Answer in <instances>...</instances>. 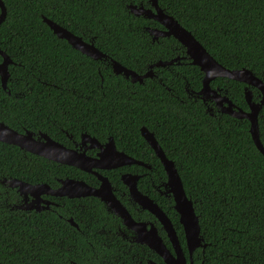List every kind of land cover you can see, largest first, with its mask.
<instances>
[{"label": "trees", "instance_id": "1", "mask_svg": "<svg viewBox=\"0 0 264 264\" xmlns=\"http://www.w3.org/2000/svg\"><path fill=\"white\" fill-rule=\"evenodd\" d=\"M0 1L5 9L0 51L11 60L5 90L0 82V122L19 133H44L60 144L66 134L77 140L85 133L101 142L112 138L117 148L145 162V153L151 154L147 163L152 171L139 177L137 188L166 214L187 259L172 198L157 192L164 189L166 176L140 135L145 127L174 162L198 217L206 247L193 252L192 263L264 264V156L251 140L249 122L215 107L207 111L210 102L205 107L196 95L203 75L190 60L155 69L156 77L141 84L112 72V61L142 74L159 60L186 56L172 37L153 39L148 29H163L157 22L129 12V5L150 8L149 0ZM157 5L221 66L248 69L264 83V0H157ZM42 17L91 42L106 59L93 60L74 50ZM210 87L248 111L245 84L215 78ZM247 91L252 102L261 100L256 88ZM257 123L264 147V103ZM140 148L141 156L135 155ZM122 171L101 173L113 188L125 189ZM65 177L95 181L74 167L0 142V264H164L145 246L120 254L134 244L115 236L120 221L99 200L64 199L47 211L28 212L15 208L22 197L2 183L18 179L54 189ZM127 210L133 218L153 222L171 249L153 216Z\"/></svg>", "mask_w": 264, "mask_h": 264}, {"label": "water", "instance_id": "2", "mask_svg": "<svg viewBox=\"0 0 264 264\" xmlns=\"http://www.w3.org/2000/svg\"><path fill=\"white\" fill-rule=\"evenodd\" d=\"M149 1L150 8L129 5L128 10L134 16H142L146 19H151L163 27L162 30L148 29L153 39H157L158 37H172L184 48L185 54L190 60L191 65L198 67L203 75L201 88L196 92V95L202 102H212L221 114H226L234 119H246L249 122L251 140L256 149L264 156V147L259 139L257 123L258 113L264 103V83L256 78L248 69L231 70L221 66L203 46L195 40L190 32L181 27L173 17L167 15L158 7L157 0ZM4 16L5 9L0 1V23L3 21ZM42 21L58 39L65 40L74 50L93 60L106 59V56L98 51L91 42H84L80 37L73 35L68 30L49 19L42 17ZM0 56L2 57L0 63V82L2 88L5 90L9 77L7 66L11 63V60H9L2 51H0ZM176 60L177 58L170 61L159 60L150 65V70L142 75L114 61L111 62V68L115 75H122L126 80L129 79L131 82L141 83L143 79L153 76L152 68H163L173 64ZM215 78H226L245 84L244 100L248 106V111L236 108L225 94H221L219 90L211 88L210 82ZM247 87H253L260 91L262 98L258 103L252 102L251 93L247 91ZM211 109L212 108L208 107L207 111ZM140 135L152 149L164 170L166 176L164 183L165 192L172 197L173 209L177 213L178 222L182 227L188 254L187 259L179 244L175 230L166 214L151 199L138 191L136 185L138 177L136 175L124 173L121 175V181L123 185L127 187L128 194L133 202L155 217L166 234L171 251L166 247L152 224L133 220L126 208L114 196L112 186L107 177L97 173V170H108L124 165L136 164L145 166L142 162L136 161L121 152H116L111 138L103 148L99 145L94 146L96 140L88 134L83 133L81 135V145L90 142L92 146L98 147L100 150L96 158H92L87 156L84 151L81 152L64 147L44 133L39 132L36 135L30 131L19 133L0 122L1 143L16 146L24 152L92 174L99 181V186L97 189H92L83 181L70 178L59 179V187L55 189L49 188L46 184L33 185L18 179L3 180L2 183L10 188L16 189L18 194L22 197V203L15 207L20 210H36L40 212L41 210L49 208L50 203L41 199L40 196L42 194L55 197L65 196L68 198L94 196L103 203L108 212L122 221L125 229L131 230L134 233L132 238L135 243L143 245L153 251L161 258L164 264H193V252L198 248L203 250L206 244L203 243L202 236L200 235L198 217L194 213L192 201L185 195L174 162L166 157L153 133L149 132L145 127H141ZM92 146H87L86 148H91ZM28 196L33 198L29 202H27ZM68 221L74 225L72 219ZM146 264L156 263L149 260Z\"/></svg>", "mask_w": 264, "mask_h": 264}, {"label": "flooded vegetation", "instance_id": "3", "mask_svg": "<svg viewBox=\"0 0 264 264\" xmlns=\"http://www.w3.org/2000/svg\"><path fill=\"white\" fill-rule=\"evenodd\" d=\"M153 30H162V28H154ZM159 38V37H158ZM157 38V39H158ZM161 38H163V37H161ZM156 39V40H157ZM155 41V40H154ZM174 50V49H173ZM3 52V51H2ZM185 53V52H184ZM5 54V53H4ZM6 55V54H5ZM175 58H177V60L173 63V64H171V65H169L170 67L172 66V65H179V64H181L182 63V61H185V62H188L189 61V59L187 58V56H175ZM0 59H1V61H2V57L0 56ZM9 59V58H8ZM174 58H172V60H173ZM10 60V59H9ZM101 60H105V59H101ZM1 61H0V63H1ZM170 61V60H169ZM10 65V64H9ZM150 65H152V64H150ZM150 65H148L147 67H146V69H145V71H144V73L145 72H147L148 70H150ZM169 66H166V67H169ZM160 68V67H159ZM159 68H157V67H154V68H152V74H153V76L151 77V78H146V79H152V78H154V77H156V74H155V69H159ZM163 68H165V67H163ZM7 70H8V66H7ZM144 73H142V74H144ZM139 74V73H138ZM142 74H139V75H142ZM146 79H143L142 80V82L141 83H143V81L144 80H146ZM129 80V79H128ZM130 82H131V80H129ZM131 83H139V82H131ZM141 83H139V84H141ZM214 89H218L217 87H214ZM188 94H191L192 96H193V94L191 93V92H188ZM210 102V101H209ZM201 103H203L204 105H205V107H207V102L205 101V102H202L201 101ZM214 104L212 103V102H210V105H208L209 107H211L212 109L211 110H209V112L211 113V111L213 110V109H215L216 107L215 106H213ZM215 107V108H214ZM215 111H218L217 109H215ZM38 134V133H37ZM83 134V133H82ZM82 134H80L79 135V137H78V139L76 140V139H74L73 138V136H71V135H67L66 134V137H67V139H66V141H64V144H62L64 147H66V148H68V149H72V150H76V151H81V152H85V154L87 155V156H89V157H92V158H96V156H97V153H99L100 152V150L98 149V147H94V146H96V145H99V146H101V147H103L104 148V146H105V144H107L108 143V141H109V139H108V141L106 140V141H103V142H101V141H98L95 137H92V138H94L95 140H96V144L94 145V146H92L91 145V143L90 142H87V143H85L84 145H81V143H80V140H81V135ZM90 136V135H89ZM112 139V138H111ZM113 140V139H112ZM145 141V140H144ZM113 143H114V141H113ZM87 146H92L91 148H86ZM114 147H115V150H116V152H121V153H123L124 155H126V156H128V157H130V158H132V159H134V160H136V161H139V162H142L143 164H145V166H139V165H136V164H132V165H124V166H121V167H117V168H112V169H108V170H97V173H99V174H101L102 176H105L104 174H102L101 172L102 171H106V172H108V171H115V170H118V169H125V171H122V172H120V176H119V179H120V181H121V175L122 174H124V173H129V174H132V175H136L137 177H138V180H139V177L142 175V174H147V173H150L151 171H152V167H151V165L150 164H148L147 163V160H149L152 156H151V154H147V153H145V155H144V157H145V160H146V162L145 161H143V160H140V159H138V158H136V157H134V156H132V155H129L128 153H126V152H124V151H122V150H120L119 148H117V146L115 145V143H114ZM147 147H149L148 145H147ZM84 148H86V149H84ZM150 148V147H149ZM151 149V148H150ZM151 151H152V149H151ZM147 152V151H146ZM141 154H142V151H141V148L140 149H138V150H135V155H137V156H141ZM152 155L153 156H155V154H154V152L152 151ZM156 157V156H155ZM157 158V157H156ZM158 159V158H157ZM145 162V163H144ZM134 166H137V167H139V168H141V169H143L144 170V172H141V173H138V172H136L134 169H133V167ZM148 167V168H147ZM83 172V171H82ZM87 174H89V173H87ZM90 176H92V177H94V179H95V181L93 182V184H88V183H86L85 181H83V180H81V179H77V178H71V177H65V178H70V179H75V180H80V181H83L84 183H86L88 186H90V188H92V189H97L98 188V186H99V181L97 180V178L94 176V175H92V174H89ZM105 177H107V176H105ZM65 178H63V179H65ZM108 179V178H107ZM109 180V179H108ZM138 180H137V182H138ZM110 182V181H109ZM121 183H122V181H121ZM165 183V182H164ZM164 183H163V188H164ZM111 184V183H110ZM122 185H123V183H122ZM137 185V184H136ZM112 186V185H111ZM124 187H125V189H115V188H113V186H112V189H113V194H114V196L119 200V202L126 208V210H127V208H129L130 209V211H131V213H133V214H136L137 215V212H139V211H145V210H143V209H141L135 202H133V200L130 198V196H129V194H128V190H127V187L125 186V185H123ZM153 187H155V185H152ZM57 187H59V184H58V186ZM56 187V188H57ZM157 187V186H156ZM50 188V187H49ZM51 189H53V188H51ZM55 189V188H54ZM138 189V188H137ZM138 191L141 193V194H143V195H145V196H147L149 199H151L155 204H157L149 195H147V194H144L143 192H141L139 189H138ZM157 192H158V194L159 195H165V196H170L169 194H167L166 192H165V188L163 189V190H157ZM21 197V196H20ZM41 199L42 200H45V201H47V202H49L50 204H49V208H47V209H44V210H41V211H47V210H49L50 209V207L51 206H56V205H58V202H62V200H64V199H66V200H71V201H76V200H84V199H87V198H95V199H97V200H99L98 198H96V197H94V196H81V197H79V198H68V197H65V196H61V197H55V196H50V195H46V194H42L41 196ZM171 197V196H170ZM172 198V197H171ZM33 198L31 197V196H28V199H27V202H29V201H31ZM100 201V200H99ZM173 201V200H172ZM101 202V201H100ZM21 203H22V199H21ZM102 203V202H101ZM158 205V204H157ZM105 207V206H104ZM158 207H159V205H158ZM106 208V207H105ZM160 208V207H159ZM161 209V208H160ZM162 210V209H161ZM23 211H28V212H31V211H36V210H23ZM128 211V210H127ZM37 212V211H36ZM108 212V211H107ZM147 212V211H146ZM110 213V212H109ZM129 213V212H128ZM149 213V212H148ZM130 214V213H129ZM150 214V213H149ZM131 215V214H130ZM151 215V214H150ZM151 216H153V215H151ZM132 217V216H131ZM154 217V216H153ZM118 218V217H117ZM133 218V217H132ZM119 219V218H118ZM69 219H67V222H68V224H69V226L70 227H72V228H74V229H76V230H78L79 229V226H78V224H77V222H75V221H73V219H72V222L74 223V225L73 224H71L69 221H68ZM133 220L134 221H138V222H144V223H147V224H152L155 228H156V230H157V232H158V235L160 236V234H159V231H158V228L156 227V225L153 223V222H148V221H142V220H139V218L137 217H134L133 218ZM154 220L156 221V219H155V217H154ZM119 224L117 225V229H116V233H115V236H117V237H119L120 239H122L123 241H127V242H130V243H132V244H134V245H130V247L126 250V251H124L123 249H120V254H126V253H131L132 252V249L131 248H133V246H140V248H143L144 249V247H143V245H139V244H137V243H135L134 241H133V235H134V233L131 231V230H127V229H125L124 228V226H123V224H122V221L119 219ZM65 222V221H64ZM157 222V221H156ZM158 223V222H157ZM159 224V223H158ZM161 227V226H160ZM162 229V228H161ZM59 231H60V229H58ZM163 231V230H162ZM164 232V231H163ZM164 234H165V232H164ZM161 237V236H160ZM165 237H166V234H165ZM161 239L163 240V238L161 237ZM166 239H167V237H166ZM167 241H168V239H167ZM169 242V241H168ZM165 244V243H164ZM170 245V244H169ZM125 246H123L122 248H124ZM167 247V246H166ZM168 248V247H167ZM171 248V247H170ZM169 249V248H168ZM170 251H171V249H169ZM135 254V253H134ZM136 255V254H135ZM119 256V255H118ZM132 257V256H131ZM147 261H149V260H146V262H145V264L147 263Z\"/></svg>", "mask_w": 264, "mask_h": 264}]
</instances>
